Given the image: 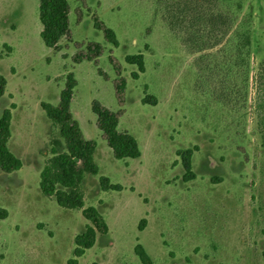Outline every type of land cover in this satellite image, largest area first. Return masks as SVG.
<instances>
[{
  "label": "rangeland",
  "instance_id": "obj_1",
  "mask_svg": "<svg viewBox=\"0 0 264 264\" xmlns=\"http://www.w3.org/2000/svg\"><path fill=\"white\" fill-rule=\"evenodd\" d=\"M68 3L71 43L70 35L61 40L62 57L39 36L38 0H0V71L17 68L0 114L13 103L8 146L22 162L18 171L0 170L7 211L0 264H66L88 224L39 188L51 141L60 140L40 102H59L68 72L77 81L71 113L85 137L101 144L99 174H85L81 184L84 207L94 206L108 226L79 264H142L137 243L152 264H264V0ZM94 20L114 31L116 47ZM87 43L103 48L97 64L73 63L74 44ZM136 53L145 66L134 79L137 67L124 57ZM110 56L124 78L121 99ZM145 95L156 104L142 103ZM93 101L121 111L118 130L136 137L139 158L113 157ZM186 149H193L194 178L184 181L177 152ZM100 175L122 189L102 190Z\"/></svg>",
  "mask_w": 264,
  "mask_h": 264
},
{
  "label": "trees",
  "instance_id": "obj_2",
  "mask_svg": "<svg viewBox=\"0 0 264 264\" xmlns=\"http://www.w3.org/2000/svg\"><path fill=\"white\" fill-rule=\"evenodd\" d=\"M70 5L68 0H38V19L41 25L40 38L43 44L56 52L61 51V40L70 35L69 25ZM94 26L101 30L107 42L116 47L118 41L114 31L106 27L102 22L94 20ZM245 36V43H250V36ZM75 53L72 61L79 64L82 61H93L97 64V58L102 54L103 48L98 43L74 44ZM65 57V54H63ZM110 62L118 69V79L114 81L115 91L121 99L124 89V78L120 76V66L110 56ZM127 64L135 65L137 71L132 73L136 79L139 73L144 72V56L141 53L129 54L124 57ZM99 73L102 74L101 70ZM6 79L0 74V98L6 89ZM77 81L73 72L65 76L64 88L60 92L59 102L56 105L41 102L40 107L52 122L58 126L59 138L51 141V156L45 161L39 173V188L47 197H53L58 206L66 209L81 210L82 216L88 221L82 232L74 237V248L71 257L66 264H79V258L90 249L96 240L97 233L105 235L108 226L104 217L94 206L84 207L83 191L81 184L85 174L98 175L99 167L95 163L94 153L96 142L84 137L78 122L73 117L70 109L74 89ZM142 103L155 105L156 99L145 95ZM14 105L2 110L0 114V170L4 173L17 171L22 167L21 160L9 149L8 141L11 136L10 124ZM92 112L96 116V127L100 131L106 145L111 149L115 159H136L141 156V150L135 136L127 131H119V117L121 111L113 112L98 101L91 104ZM193 149L178 151L182 167L184 169L183 180L194 178L191 168V156ZM100 188L104 191H120L122 187L111 183L106 176H99ZM7 217V211L0 208V220ZM146 220L141 219L139 230L145 227ZM133 251L142 264H152V261L139 243L135 244ZM264 258V253H263ZM92 264H99L93 262Z\"/></svg>",
  "mask_w": 264,
  "mask_h": 264
},
{
  "label": "crops",
  "instance_id": "obj_3",
  "mask_svg": "<svg viewBox=\"0 0 264 264\" xmlns=\"http://www.w3.org/2000/svg\"><path fill=\"white\" fill-rule=\"evenodd\" d=\"M41 26V25H40ZM40 31H41V27L39 28V30H38V33L40 34ZM40 36V35H39ZM69 42L71 43V32H70V38H69ZM61 44V43H60ZM14 48H13V50L8 54V56L9 55H12L13 54V52H14ZM52 50V49H51ZM54 51V50H53ZM59 52H61V56L63 57V52H62V50L61 51H58V53ZM90 62V61H89ZM10 68V70H8V75H6V74H4L3 75V72H1L0 71V74L1 75H3L4 77H5V79H6V89H5V93L4 94H6L7 93V87H8V85H9V78H8V76L11 78V77H13V76H15L16 74H17V68H15L14 66H10L9 67ZM9 94H11V93H9ZM10 98H12V96H9ZM73 99V98H72ZM72 102V101H71ZM41 103V102H40ZM70 109H71V105H70ZM11 120H12V117H11ZM11 125V124H10ZM84 137H85V135H84ZM86 139H88V140H91V139H89V138H87V137H85ZM9 142V141H8ZM97 147H96V150H95V153H94V160H95V155H96V153H97V148H98V146H100L101 144H100V142L98 141L97 143ZM108 147V146H107ZM109 148V147H108ZM109 150L111 151V149L109 148ZM111 153H112V151H111ZM18 171V170H17ZM41 171V170H40ZM40 173V172H39ZM81 211V210H80ZM82 215V214H81Z\"/></svg>",
  "mask_w": 264,
  "mask_h": 264
}]
</instances>
